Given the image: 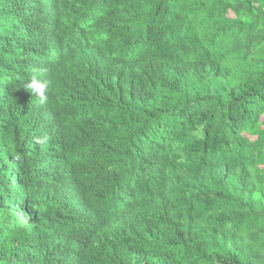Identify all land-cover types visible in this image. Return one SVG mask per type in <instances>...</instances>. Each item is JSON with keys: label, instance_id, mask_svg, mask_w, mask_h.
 <instances>
[{"label": "trees", "instance_id": "obj_1", "mask_svg": "<svg viewBox=\"0 0 264 264\" xmlns=\"http://www.w3.org/2000/svg\"><path fill=\"white\" fill-rule=\"evenodd\" d=\"M62 1L0 0V264H264V0Z\"/></svg>", "mask_w": 264, "mask_h": 264}, {"label": "clouds", "instance_id": "obj_2", "mask_svg": "<svg viewBox=\"0 0 264 264\" xmlns=\"http://www.w3.org/2000/svg\"><path fill=\"white\" fill-rule=\"evenodd\" d=\"M12 2L13 5H16V11L20 14L24 19L32 18L35 23H37L35 28V34L37 35L36 38H31L32 41H41V38H53L57 36V42L63 43L66 42L64 40L65 33L62 31L65 23L69 20V18L74 13L75 9L71 4L66 3L62 0H40L34 1L32 4H27L25 0H9ZM49 1H52L51 3ZM71 2L73 0H70ZM35 3V7L31 9L32 5ZM52 9V11H49ZM26 40L22 41L19 44V52L22 56L24 50L30 49V45L25 43ZM83 46L88 51L89 54L93 53V48L95 43H88L83 42ZM22 60V58H21ZM20 60V63H21ZM47 61H43L39 63L37 68H42ZM45 67V66H44ZM47 72L53 75L51 78L55 82L56 80L60 81L61 83H65L70 79L69 75L67 74L66 68L62 67L59 63H48L46 68ZM17 71V69H15ZM33 70H27V73L32 72ZM18 72H21V69H18ZM41 74V72H39ZM22 75V73H21ZM26 89L29 92H25L24 100H29L32 98L40 99L41 103L43 104L46 99V91H47V82L39 78L38 76L34 75L32 78L27 82ZM119 89V88H117ZM113 92H118L115 89L111 90ZM39 142V141H38ZM144 168V167H142ZM90 211L87 214L86 218H82L81 223V230L80 234L77 239L83 240L87 242V235L92 230L96 232H104L106 227L114 220L116 217H107L103 215H97L92 213L90 204L88 205ZM102 236L97 235L95 238V244L100 245L102 243ZM138 240L135 238L131 239L130 242L126 243L128 246V250L140 244ZM123 253V251H121ZM114 254H108L107 257L114 256Z\"/></svg>", "mask_w": 264, "mask_h": 264}]
</instances>
